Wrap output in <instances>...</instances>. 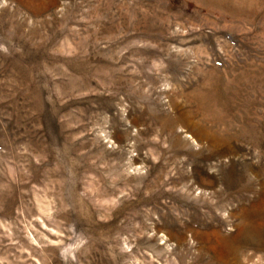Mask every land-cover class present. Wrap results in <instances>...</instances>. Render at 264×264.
<instances>
[{
	"label": "rangeland",
	"instance_id": "1",
	"mask_svg": "<svg viewBox=\"0 0 264 264\" xmlns=\"http://www.w3.org/2000/svg\"><path fill=\"white\" fill-rule=\"evenodd\" d=\"M0 264H264V0H0Z\"/></svg>",
	"mask_w": 264,
	"mask_h": 264
}]
</instances>
